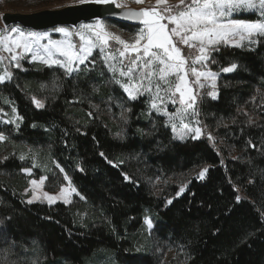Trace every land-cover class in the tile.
<instances>
[{"label":"trees","instance_id":"1","mask_svg":"<svg viewBox=\"0 0 264 264\" xmlns=\"http://www.w3.org/2000/svg\"><path fill=\"white\" fill-rule=\"evenodd\" d=\"M218 47L205 63L219 74L217 98L197 104L207 134L184 141L103 68L69 76L22 61L9 69L0 98L21 123L0 125V258L11 250L17 264L35 255L41 264H264V37L249 49ZM27 148L47 154L45 175L22 173L31 169L20 159ZM205 168L203 178L177 182ZM65 175L76 189L69 204H27L29 179L46 178L53 193Z\"/></svg>","mask_w":264,"mask_h":264},{"label":"snow or ice","instance_id":"2","mask_svg":"<svg viewBox=\"0 0 264 264\" xmlns=\"http://www.w3.org/2000/svg\"><path fill=\"white\" fill-rule=\"evenodd\" d=\"M77 2L81 5L114 4L118 8L126 9L122 14L123 19L138 21L143 25L135 34L132 42H127L121 36L108 31L107 26L101 20H96L92 24H81L79 30L57 28L55 31L65 36H69L75 32L80 36L81 40H85V36L80 30H87L92 33L96 40L102 41L105 45L108 44L109 40H114L116 43L123 45V50L117 49V51H119L121 57L128 59V65L124 66L123 60L118 62L119 66L117 63L108 64L106 60V66L108 71L113 73L114 82L123 88L129 100L135 101L139 96L149 94L151 109H154L157 113H161L162 109L159 105L168 102L175 105L177 103L176 94L179 93V103L182 107L178 108L175 113H168L166 110H163V114L168 117V122L172 124L174 132L177 131L174 121L176 119L181 120L183 127L177 133V136L174 137L180 140L185 139L193 131L195 132V135L192 137L193 139L199 138L202 133L200 127L197 126L193 129L189 124L183 123L187 115L195 117L199 114L198 109L195 107L197 103L196 96L190 95L188 96V101L190 102L186 103L185 101V95L188 91L187 84L185 83V76L187 75L185 66L188 60L191 59L192 64L207 60V53L220 51L218 46L221 44L241 47V44L238 42L232 43V40L237 36L241 41L248 40L249 44L257 43L256 38L258 37H264V0H178L176 5H170L168 0H155V5L161 7L153 6L141 9L140 11L128 10L127 0H77ZM133 2L141 4L145 0H133ZM241 11L258 12L260 19L255 23H245L241 20L230 18L234 13ZM14 33L21 37L22 41L12 39L10 41L11 44H15L17 48L23 47L25 51L31 52L33 60L38 58L41 63L48 66L59 65L65 69L66 75H71L75 71L82 70L79 68V65L85 64L88 57L92 55L94 46L92 40L86 41L88 44L87 49L81 46L75 56L67 49L58 48L59 54L67 57V62H64L56 59L52 51L53 47H56L59 42L49 40L48 45L38 44L40 39L47 38V33L24 32L17 27L6 28L3 32H0V46L4 45L5 40L12 37ZM142 41L144 42L143 44L141 43ZM33 44L37 45L35 49L32 47ZM178 45L187 46L189 49L196 48L201 55L195 58H192L191 54L185 56ZM40 48H43L44 52H41ZM129 48L138 53L135 58L125 56ZM154 49L159 51H154ZM3 50L12 52L11 47H4ZM100 51L103 52L104 49L101 48ZM141 52L142 55L139 54ZM17 55L19 53L13 54L11 60L16 61ZM109 59H114V57H109ZM15 66L19 67L20 65L16 63ZM236 67L237 65L233 63L230 67L223 68L222 71L229 73ZM191 71L197 78L201 75L211 77L213 80L216 78V74L211 72L201 73L197 72L195 68H191ZM117 73L120 77H128L129 83H124L121 79H117ZM10 75L11 73L8 72L0 75V83H3ZM173 76L175 80L170 79ZM135 80H138L139 83H134L133 81ZM200 87L203 88L204 85L200 84ZM207 95L213 100L217 98L215 91L208 92ZM33 103L37 108L44 107L43 102L37 101L35 97H33ZM189 109H191V113H189ZM195 123L199 125L200 122L196 120ZM6 139L5 136L0 135V142ZM208 139L213 140L211 134L208 135ZM253 147L255 146L253 145ZM100 155L103 156L104 154L100 153ZM24 158V155L20 156L21 160ZM4 159H7V157ZM109 163L113 167L119 166V164L112 161H109ZM206 172L207 168L203 169L199 173V178H203ZM122 174L126 181L130 179L126 173ZM45 179L42 177L40 181L31 180L30 184L39 187L44 183ZM68 179V176L65 175L64 180L67 181ZM69 187L72 192H76V189L71 187L70 182ZM184 190L185 187L181 186L177 192V196L183 193ZM63 193L64 189L62 188L61 195ZM43 195L49 203L57 199V197L50 196L46 192ZM80 198L84 199L83 196ZM36 199L38 197L33 192L32 198L26 202L27 204H32ZM236 199L239 202L240 197L238 196ZM64 202L66 204L69 203L67 199ZM167 203L171 204L172 200H168ZM145 224L151 229L152 224L149 220L146 219ZM137 250L139 251V249ZM10 255H12L11 250H7L4 257L0 258V264H17L16 261L7 258ZM33 264H36V262L34 261Z\"/></svg>","mask_w":264,"mask_h":264},{"label":"rangeland","instance_id":"3","mask_svg":"<svg viewBox=\"0 0 264 264\" xmlns=\"http://www.w3.org/2000/svg\"><path fill=\"white\" fill-rule=\"evenodd\" d=\"M8 2L9 3H6V6L0 5V7H4V10L0 11V15L3 12L30 13V12L39 11L42 9H57V8L65 7L67 5L78 3L77 0H9ZM37 3H39L38 6L36 5ZM168 3L170 5H176L178 3V0H168ZM153 6H156L155 0H145V2L141 3V4H137V3L133 2V0H127V8H149V7H153ZM156 7H161V6H156ZM251 14L256 17L257 21H255V22H258L260 19V16H259V13L255 12V11H241L238 13H234L233 16L230 18L236 19V20H241L240 17H243L245 15H251ZM243 22L255 23V22H246V21H243ZM103 23L107 26L108 31H110L113 34L121 36V38L127 42H132L137 31L143 27V26L142 27H136L134 30H132L131 32L128 33V32L120 31L119 29L108 24L107 22H103ZM90 24H92V23H90ZM17 28L21 29L24 32H33V31L22 29L20 27H17ZM65 29H67V28H65ZM3 30H4V28L2 27V25L0 23V32H3ZM77 30H79V27ZM80 31L83 32V34L85 36V40H81L80 36L78 34H76L75 32L69 36H65L62 33L56 32L55 29L50 30V31H45V32H36V33H47V38L40 39L38 41L39 45H48L49 40L59 42L56 47H53L52 51H53L54 57L56 59H59V60L64 61V62H67V57L60 55L58 50H57L58 48L67 49L68 51H70L73 54V56H75V54L79 51L81 46H83L85 49H87L88 44L86 43V41L92 40L94 42V46L92 49V55L88 57V59L85 61L84 65H79V68L82 70L75 71L69 76H74L78 73H87V72L91 71L92 69L103 68L108 73V75H110L111 78L113 79V73L108 71V68L106 66V60H107L108 64H112V63L118 64L119 61L123 60V65L124 66L128 65V63H129L128 59L121 57L119 55V51H117V49L122 51L123 45L116 43L114 40H109L108 44L105 45V44H103L102 41L96 40V38L92 35V33L88 32L87 30H80ZM258 38H260V37H258ZM258 38H256V39H258ZM12 39L22 41V38L14 33V34H12V37H10L8 40H5L4 45L0 46V58H2V60H0V75H3L5 72L10 73L8 70L17 68L15 66L16 63H20L22 61H27L30 63H37V64L43 65L45 67H50V68H59L63 72H65V69L61 68L59 65L48 66L46 64L41 63L38 58L36 60H33L32 59V53L25 51L23 47L17 48L15 46V44H11L10 41ZM237 42L241 44V47H236V48L249 49V48H253L256 45V43L249 44L248 40L241 41L238 36L232 40L233 44H235ZM141 43L143 44L144 42L142 41ZM221 45H224V44H221ZM178 46L181 47L182 52L185 56H189L191 54L192 58H195L196 56L201 55L196 48L189 49L187 46H184V45H178ZM4 47H11L12 52L4 51L3 50ZM32 47H33V49H35L37 47V45L33 44ZM228 47H234V46H228ZM101 48L104 49L103 52L100 51ZM40 51L44 52V49L40 48ZM154 51H159V50L154 49ZM17 53H19V55H17V60L16 61L11 60V56L13 54H17ZM81 54H84V53H81ZM139 54L142 55V52ZM136 55H138V53L135 52L131 48H129V50L125 53V56L130 57V58H135ZM109 57H114V59H109ZM206 62H207V60H202L196 64H192V60L189 59L186 66H185V71L187 72V75L185 76V83L187 84V88H188V91L185 95V101H186V103L190 102V101H188V96H190V95L196 96L197 97V103L195 105L196 108H197V104L201 100L206 99V98L212 99L210 96L207 95L208 92L215 91L216 96H217V80H218L219 74L214 73V74H216V78H215V80H213L211 77H206L204 75H201L199 78H197L195 75L192 74V71H191V68H195L197 72H201V73L211 72V71L207 70L206 65H205ZM118 66H119V64H118ZM125 70H126V68H125ZM211 73H213V72H211ZM229 73H231V72H229ZM229 73H225L222 71V74H229ZM10 77H11V75H10ZM10 77L7 78L3 83L8 82ZM116 78L121 79L124 83H129L128 77H120L118 73L116 74ZM170 79L175 80V77L174 76L170 77ZM133 82L139 83L138 80H135ZM3 83H0V84H3ZM200 84H203L204 87L201 88ZM118 86L120 87V85H118ZM121 90L124 92L123 88H121ZM124 94L128 98V96L125 92H124ZM138 98H143V100H144L143 102H144L145 106L147 107L148 111L153 112L159 116H163L165 121H166L167 127L171 131L173 138L175 136H177V133L183 127L181 120L176 119L174 121V123L177 126V131L174 132L172 129V124L168 122V117L163 114V110H166L168 113H175L178 108L182 107V105H180V103H179V93L176 94L177 103L175 105H173L170 102H168L166 104H160L159 105L162 109L161 113H157L154 109H151V107H150L151 101H150V95L149 94L139 96ZM13 109H15V108L13 107L12 103H10L5 98H0V125H12L16 129L19 127L21 122H20V119H18L16 111H13ZM188 111H189V113H191V109H189ZM196 120H199V122H200L199 125H197L195 123ZM183 123L189 124V126L192 127L193 129L197 126L201 128L202 133L199 136V138H196V139H200L201 137L205 136L204 133H206V132H205V129L202 125V122L199 119V115L195 116V117H192L191 115H187L185 117ZM185 131H187V130L185 129ZM194 135H195V132L193 131V132L189 133L188 136L183 140H180L179 138H174V139L176 141H184L187 139H193L192 137ZM23 155H24L25 159H29L30 164H31V169H27V170L22 171V173L26 177H30L33 174V171H35V170L40 171L43 175H45L47 173L51 162H50V160H48L47 154L42 149L27 148V149H25ZM201 171L202 170H200V169L192 171V172L186 174L185 176H183L182 178L178 179L177 182H179L180 180H182V181H184L185 179L187 180L191 177L199 178V173ZM40 179H36V181H40ZM199 179H201V178H199ZM31 180H34V179L28 180V188L26 189L27 191L24 192V194L27 195L26 201L28 199H31L33 196V192H35L38 199L34 200L33 203H45L47 205L62 203V204L67 205L71 202L72 198L76 195V192H72L71 188L69 187V180H67L63 186H61L59 189H57L53 193H48L44 190V183L42 185H40L39 187L31 185L30 184ZM182 181H180V182H182ZM71 187L73 188L72 185H71ZM62 188L64 189L63 195H61V189ZM45 192L48 193L50 196L57 197V199L54 202L49 203L47 198H45L43 195V193H45ZM65 199H67L69 201V203L66 204L64 202ZM146 219L151 222L152 227H153V223H152L150 218L144 219V225L146 226L147 232H150L152 227H151V229L148 228V225L145 224ZM36 256L37 255H35L34 257H36ZM34 257H32L33 259L31 258L30 261H28L29 263L28 262L27 263L33 264V262L35 261L36 264H41V260L39 258L37 259Z\"/></svg>","mask_w":264,"mask_h":264},{"label":"water","instance_id":"4","mask_svg":"<svg viewBox=\"0 0 264 264\" xmlns=\"http://www.w3.org/2000/svg\"><path fill=\"white\" fill-rule=\"evenodd\" d=\"M140 11L146 8H127ZM126 9L114 4H71L57 9H42L30 13L3 12L0 23L4 29L20 27L33 32H45L57 28L77 29L81 24L94 23L96 20L112 21L133 27H142L138 21L126 20L122 14Z\"/></svg>","mask_w":264,"mask_h":264}]
</instances>
